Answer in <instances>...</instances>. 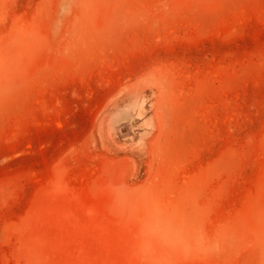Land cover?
<instances>
[{"label": "rangeland", "instance_id": "rangeland-1", "mask_svg": "<svg viewBox=\"0 0 264 264\" xmlns=\"http://www.w3.org/2000/svg\"><path fill=\"white\" fill-rule=\"evenodd\" d=\"M0 264H264V0H0Z\"/></svg>", "mask_w": 264, "mask_h": 264}]
</instances>
